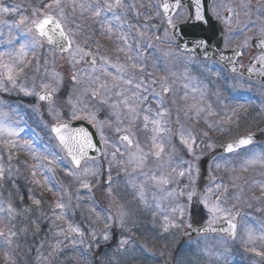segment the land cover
Instances as JSON below:
<instances>
[{
    "label": "rangeland",
    "instance_id": "obj_1",
    "mask_svg": "<svg viewBox=\"0 0 264 264\" xmlns=\"http://www.w3.org/2000/svg\"><path fill=\"white\" fill-rule=\"evenodd\" d=\"M155 1L122 0L123 7L115 9L114 13L103 12L99 17H95L91 10L82 11L77 7L73 11V0H61V7L67 18L66 27L71 29V34H74L73 50L76 44L85 50H91L84 47L80 40V30L83 29L89 33L96 30L100 35L101 33L107 35V39L115 38L116 48L110 55L112 58L107 57L109 61L107 69L116 70L110 67L112 64L125 65L127 71L124 78H131L134 83L142 80L147 90L145 91L143 87L136 89L130 85H122L127 91H124L123 96H117L115 93L119 89H111L108 92L100 89L101 94L98 96L107 99L104 105L109 109L111 118L116 121L112 146L110 147L111 143L105 145L101 159L83 161L79 168L74 169L65 163L63 154L56 153L54 151L56 148L53 149L51 143H46L44 147H49L55 154L54 157L64 164L58 165L61 172L57 168L56 173L52 172L55 174L53 184L47 183L53 191L52 195L55 196L51 202L41 193L38 194L41 195L40 198L33 194L28 195L30 206H34V209L16 210L12 197L14 193H10L6 187L9 183H11L10 189L17 186L13 175L24 167L23 165L20 167L18 162L16 165L11 164V161L18 158L14 153L19 151L17 145L26 146L33 140L25 139L29 132L27 126L14 118V111L5 103L2 94L11 93L10 85H6L8 91L0 90V122L16 132V135H9L7 131H0V145L3 146H0V168L4 170L3 176L0 177V208L4 209L0 212V229L5 232V236L0 237V264H237L240 260L241 264H264V258L250 251L251 248L264 251V238H262L264 237V188L261 187L264 185V138L235 154L226 156L216 154L211 157L207 165L210 181L205 185L202 194L197 197L201 207L196 213L191 210L199 173L198 159L208 155L221 144L218 140L216 145L212 144L213 147L209 148L208 142L205 141L202 146L198 142L200 139L197 138V130L195 133V127L191 124L203 121L207 126V128L203 126L204 128L222 133L225 137H233L234 134L227 135V133H229V125H235L236 111L232 115V108L225 107V101L216 100L211 95L210 87L215 86L213 80L209 82L211 66L198 62L192 56L181 55L174 47L168 27L161 13L158 12ZM76 3L95 6L96 3L102 4L103 0H76ZM0 7L4 6L0 4ZM41 11L50 12L59 18V9L44 7ZM177 11L172 22L181 21L185 17L183 9ZM6 15L0 13V39L9 41L13 48L20 49L22 44L25 45L24 54L28 50L32 51L33 33L27 31L30 25L17 26V19L5 21ZM114 15L119 19H115ZM24 16L29 20L34 18L32 12ZM98 18L102 21V32L94 25ZM106 25L111 26V33L108 32ZM10 26L15 28L14 38L5 36L2 30ZM123 34H127L131 51L123 40L119 39ZM16 43L18 46H15ZM35 50L39 52L40 46ZM101 56L104 55L96 54L97 62L93 71V67L84 63V58L77 56L73 59L71 51L63 56L55 51H48L44 72L39 70L31 75L25 87L32 93L31 95L42 88V84L49 86L46 89L48 91L55 89L53 100L47 105L48 109L42 117V122L38 121L40 128L46 133V139L47 124L59 119L63 108L68 118H88L98 132L102 123L107 124L104 120L101 123L97 115L98 110L93 109L95 103L91 105L86 99L92 94V89L98 87V84L92 83L91 79L99 77V83L105 82L102 80L104 75L102 67L105 66L100 60ZM129 56L133 60H130L131 64L138 65L136 70L126 62ZM113 59L117 61L114 62ZM118 60L124 64L119 63ZM53 73L57 75L54 77ZM73 74L77 76L76 81L72 79ZM23 77L24 75L21 74L18 79L25 83ZM67 81L72 103L67 102L61 108L57 93L59 89L64 88ZM23 86L21 84L20 87ZM164 86L169 88L167 94L162 92ZM134 92L140 95L142 102L144 101L142 98L146 96L148 102L143 107L135 104L136 112L132 113L120 101L127 96L130 98L129 104H132ZM259 95L261 97L258 101L247 102H251L257 108V112H260L258 115L260 121L264 120V89ZM177 100L181 102L180 105ZM228 103L232 104V101ZM113 104L118 107L113 108ZM147 109L150 111H146ZM158 109L159 112L166 110V115L162 118L157 117L158 112L155 110ZM198 109L202 110L198 111ZM92 113H95V120L91 118ZM145 115L150 118L147 127H145ZM153 119H161L160 126L165 131L169 127L166 133L154 130L155 126L151 123ZM255 119V116L254 118L249 116L248 124L238 132L259 129L260 133H264V124L257 125ZM117 128L122 131L117 132ZM189 133L195 138L192 152H189L188 147L182 143V135L189 138ZM121 134L130 137L131 146L119 141ZM154 134H157L155 136L157 141L164 145V153L159 159L151 154L154 149L153 137H150ZM146 137L149 138V143L146 142ZM189 143H191L190 138ZM38 145L42 147V144L37 142V147ZM28 150L29 148H26V151ZM4 155H8L5 166L1 162ZM253 159L256 162L249 164L248 161ZM217 164L220 165L219 168L216 167ZM50 167L51 165H46V169ZM85 168L89 169L87 175L84 174ZM173 169L176 171L174 172ZM181 170L185 173L183 177L178 175ZM69 172H76L77 175H70ZM161 178L167 179L168 183H161ZM82 182H87L91 186L90 189L82 187ZM216 184L226 185V192L224 189L217 191ZM209 187L213 189L209 194L212 202H215L216 197L223 192L221 204L224 208L231 210L236 206L241 207L236 238L228 240L210 235L180 243L181 229L188 226L194 217L208 220L209 213L201 200ZM141 189H143V199L139 196ZM189 192L193 193L191 201L188 198ZM33 198L40 200V205H34ZM21 201L22 197H17L16 202L21 204ZM57 201L65 205L63 210L55 208ZM9 205L14 209L11 217L8 212ZM179 207L184 209L182 221L180 212L172 211L173 208ZM61 211L63 217L57 219ZM166 216L180 226L163 231L162 226ZM69 225L79 227L82 235L70 232ZM9 230L16 233L10 242L7 238ZM105 233L109 237L107 240L103 238ZM122 239L128 240V244L123 248L120 247Z\"/></svg>",
    "mask_w": 264,
    "mask_h": 264
},
{
    "label": "snow or ice",
    "instance_id": "obj_2",
    "mask_svg": "<svg viewBox=\"0 0 264 264\" xmlns=\"http://www.w3.org/2000/svg\"><path fill=\"white\" fill-rule=\"evenodd\" d=\"M197 4V12H196V19L200 20L202 19V15L199 9V0H195ZM179 3V0H177V4ZM45 8L52 9L56 8L59 9V18L50 12H45L41 11L40 9H34L32 12V16L34 17L33 19L29 20L28 17L21 16L20 19L16 22L17 26L20 25H30L27 27V31L29 33H33V38L31 41V47L36 48L41 46L42 42H47L50 45H53L56 49H58L60 52H65V51H71L72 52V57L75 59L77 56H80L81 59L84 57H91V64L93 65V71H95V65H96V59L91 50H85V48L81 47L79 44H76L75 49L73 50V44L75 43V40L73 39V35L71 34V29H68L66 27V20L67 18L64 15L63 8L61 7V0H51L49 4L44 5ZM79 7L82 11H92V15L95 17H99L101 13L103 12H115V9L123 7L122 0H103V3H96L95 6L91 4H85V3H76V0H73V11ZM160 7L163 10L165 18L168 20V23L171 24V17L169 15V12L172 8L176 7L174 4H170L168 0H160ZM16 8H9V7H0V13H9V12H15ZM159 14V13H158ZM115 19H119L118 16L114 15ZM108 28V32L111 33L112 28L110 25H106ZM139 31V30H138ZM143 35V33H141ZM119 39L123 40L124 44L127 46L128 50L131 51V46L128 45V39H127V34H123L119 37ZM207 41L205 40H200L198 41V45L202 46L206 44ZM150 46V45H149ZM123 51L124 49H120ZM25 53V45H21L19 52L16 54L17 59L12 60L10 62H6L4 60V56L6 55L5 53L0 52V90L8 91V88L6 85H11L12 87L17 86V80L18 77L24 72V67H21V64L23 63V55ZM129 60H132V57H128ZM259 61L261 62L262 68H264V56H260ZM100 60L102 61V64L105 67H102V71L104 75L106 76H111V83H108L107 81L99 83V77H96L95 79H91V82L94 84H98V87L92 89V95L93 97L100 95V89H103L104 92H108L111 89H119L116 91L117 96H123L124 91H127V89H123L122 85H130L135 87L136 89H141L142 87L146 91L147 88L144 85V82L141 80L139 83H134L133 79L124 78V74L127 71V68L125 65H115L112 64L110 67L116 69V74L113 75L110 73L107 69V66H109V61L107 57L101 56ZM47 63V61L45 62ZM131 68L135 69L138 67L137 64L133 63L130 66ZM143 69L141 68V71ZM253 68H249V72H252ZM264 74V73H262ZM57 74L53 73V76L55 77ZM73 81H76L77 76L76 74H73L72 77ZM152 83H155V81H152ZM41 87L43 89H48L47 84H42ZM20 91L23 92L25 95H31L32 93L26 89L25 87H20ZM87 91V90H86ZM164 92L169 91L167 87L163 88ZM53 92H55V89H52V91H44L42 94L37 93L39 100L41 101H49L51 102L53 99ZM157 96L159 95L158 93L156 94ZM132 97L134 98L133 104H129V97L124 96V98L120 101L121 104H123L129 112L135 113L136 112V107L135 101H141V97L137 92H134L132 94ZM142 100H147V97H143ZM69 103H72L71 98H69ZM107 99H102L101 103H106ZM142 102V101H141ZM113 108L118 107V105L113 104ZM202 109H198V111H201ZM146 111H150V109H147ZM75 116V112L73 113ZM166 115V110L160 111L156 113L157 117H164ZM91 118L95 120V113L91 114ZM150 118L148 115L144 116V121H145V127H147V124L149 122ZM151 123L155 126L154 130L156 132H162L165 131L164 128H162L161 125V119H153L151 120ZM52 132L56 135L57 139L59 140L60 144L67 149L68 155L71 157V162L74 166L79 168L80 166V161L84 159L87 156V150L90 148H93L94 145L92 144L91 138L88 136L87 132H85L83 129L79 130V136H74L73 134L68 132L67 126L64 124H58L56 126L52 127ZM0 131H7L9 135H16L15 130L7 128L2 122H0ZM117 132H121L122 130L120 128L116 129ZM205 136L208 134L205 132ZM189 138L191 139V143H189ZM189 138H185L182 135V143H184L187 147L189 152L193 151V148L195 146V138L191 136L189 133ZM121 140L123 142H127L129 146L132 144V140L128 135H123L121 136ZM253 142V136L252 134H248L246 137L240 138L238 141H234L232 143L227 144L224 146V150L226 152H233L239 147L247 146L250 145ZM27 147H31V145H27ZM209 148L213 147L212 144L208 145ZM152 148L154 151H152V155H154L157 159L161 158V156L164 153V145L157 141L156 137L153 136V145ZM119 151V149H117ZM115 155V154H113ZM256 160H249L248 163H255ZM51 163V161H50ZM216 167H220L219 164L216 165ZM3 169L0 168V177L3 176ZM175 172L176 169H173ZM89 172V169L85 168L84 169V174L87 175ZM191 168L189 169V179H192L191 176ZM70 175L76 176V172H69ZM179 176L183 177L185 175L184 171H180L178 173ZM111 179V178H109ZM155 179V178H154ZM161 183H168L167 179L161 178ZM38 183V182H37ZM82 187L90 189V185L87 182H82ZM264 188V185L261 186ZM216 190L219 191L220 189H224L225 192L227 190L226 185L224 184H216L215 186ZM213 192V189L209 187L206 190V194L201 200V203L209 213V218L206 221V225L204 228L197 229L196 231H216V229L213 227V225L223 218L225 222L227 223V228L221 229L222 231L235 236V214L231 212L230 209L224 208L221 204V197L224 195L222 192L219 196L216 197L215 202H212L210 200L209 194ZM183 193L181 192V195ZM168 195H172V193H168ZM139 196L141 199H143V189H141ZM193 196L192 192L188 193V198L189 201H191ZM31 198V197H30ZM32 202L34 205H40L41 201L38 199H32ZM65 205L59 201L56 202L55 208L63 210ZM159 207V204L157 205ZM4 209L0 208V212H2ZM173 213L179 211L180 212V218L181 221L183 220V213L184 209L183 207L179 208H173L172 209ZM8 212L11 217V215L14 212V209L12 208L11 205L8 206ZM123 215V214H122ZM63 217V211H61L60 215H58L56 218L61 219ZM111 219V218H109ZM165 223L163 224V231H168L169 228L172 227H179L180 224L177 223L174 220H170L169 217L164 218ZM123 223V220L121 221ZM188 227L191 228L192 225L191 223H188ZM69 231L72 233H76L79 235H82L80 232L79 227L69 225ZM63 232V230H61ZM16 235L15 232H12L11 230L8 231L7 233V238L9 242L11 241V238ZM5 236V232L3 229H0V237ZM105 240H107L109 237L107 233H105L104 237ZM264 238V237H262ZM59 243V242H58ZM126 244H128V240L122 239L120 241V247L123 248ZM250 251L254 252L255 255L260 256L264 258V251L257 250L256 248H251Z\"/></svg>",
    "mask_w": 264,
    "mask_h": 264
},
{
    "label": "flooded vegetation",
    "instance_id": "obj_3",
    "mask_svg": "<svg viewBox=\"0 0 264 264\" xmlns=\"http://www.w3.org/2000/svg\"><path fill=\"white\" fill-rule=\"evenodd\" d=\"M214 9L218 15H227V24L222 25L226 56L238 69L263 78L264 68L258 58L264 56V48L257 42L264 41V0H221L220 4H213ZM249 68L253 71L249 72ZM214 69L216 75L224 80L226 89H229L226 93L232 98L256 99L259 95L255 90L264 89V84L242 74L225 72L218 66ZM248 89L252 91L247 92Z\"/></svg>",
    "mask_w": 264,
    "mask_h": 264
},
{
    "label": "water",
    "instance_id": "obj_4",
    "mask_svg": "<svg viewBox=\"0 0 264 264\" xmlns=\"http://www.w3.org/2000/svg\"><path fill=\"white\" fill-rule=\"evenodd\" d=\"M158 2L160 4V0H158ZM168 2L170 4L176 5V7L170 10L169 12L170 17L172 16L173 12L176 11V8L178 5L185 6L187 10V14H188L187 20H185L184 23L171 26V31H170L171 36L176 42V44L184 51H193L202 57L205 56L208 53L209 49L212 47V44H213L212 40H214L213 35H215V33H212L211 31V29L215 28V22L209 17L208 12H207V8L210 3V0H199V9L203 17L200 20L196 19L197 4L195 0H179L178 4H177V0H168ZM160 9H161V12H163L161 7ZM165 22L169 24L166 18H165ZM200 40H205L207 41V43L202 46H199L198 41ZM62 124L67 126L69 133L77 137L79 136L80 129H83L85 132H87L88 136L91 138V141L94 147L87 150L86 157L89 158V157L99 156L101 154V151H100L101 145L99 144V141L97 140L96 135L92 132V130H90L91 127L88 124L83 123L81 121H77V120L76 122H72V123L64 122ZM246 136L244 135V137ZM252 136H253V141H254L257 138V136L254 134H252ZM63 149L66 155L71 159V157L68 155L67 149H65L64 147ZM221 151L226 152L224 150V146L221 148ZM206 161H207L206 159L200 161L201 174L199 176V182L196 187L198 188V190H200V187H202V185L208 181L206 174H205V166H204L206 164ZM232 213L235 214V224L237 225V218L240 213V209L238 208L234 209ZM205 225L206 223L203 225H194L191 228H187L183 230L182 237L187 239V238L194 237L198 234H203V233H219L228 238L234 237L221 230V229L227 228V223L225 222V220L218 221L213 225L216 231H206V232L196 231L197 229L204 228ZM235 231H236V228H235Z\"/></svg>",
    "mask_w": 264,
    "mask_h": 264
}]
</instances>
